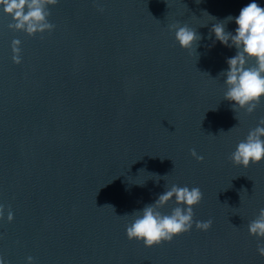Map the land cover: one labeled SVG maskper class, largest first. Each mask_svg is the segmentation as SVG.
<instances>
[{"label": "water", "instance_id": "1", "mask_svg": "<svg viewBox=\"0 0 264 264\" xmlns=\"http://www.w3.org/2000/svg\"><path fill=\"white\" fill-rule=\"evenodd\" d=\"M250 2L59 0L50 9L54 30L35 37L10 29L14 21L0 9L5 264L29 257L35 264H264V239L248 230L264 209V163L244 168L230 160L264 119V102L236 114L224 99L220 73L236 49L208 39L215 21L205 13L223 20ZM176 23L204 37L196 53L178 45ZM141 169L162 178L138 177ZM167 184L199 187L194 221L212 227L194 224L151 249L130 241L126 215L153 203Z\"/></svg>", "mask_w": 264, "mask_h": 264}, {"label": "clouds", "instance_id": "2", "mask_svg": "<svg viewBox=\"0 0 264 264\" xmlns=\"http://www.w3.org/2000/svg\"><path fill=\"white\" fill-rule=\"evenodd\" d=\"M58 2L59 0H0V9L14 21L9 25L10 29L35 37L37 34L42 35L54 30V25L49 21L50 9ZM205 13L215 21L208 39L211 40L214 35L215 41L225 47L236 49V54L226 60L228 69L220 73L227 88L224 99L230 102L236 114L240 110L251 114L264 102V6L257 0H251L241 8L238 16L229 15L223 20ZM233 22L237 27L234 32L228 31L227 25ZM170 29L174 31L178 45L188 52L196 53L204 39L188 24L176 23L170 25ZM13 53L14 62L17 65L21 64L19 40L13 42ZM191 155L203 162V157L195 150H192ZM230 160L244 168L264 163V119L237 144ZM146 172V169L139 170L138 177ZM147 176L159 178L154 179L157 183L162 178L159 174L149 172ZM132 181L134 180H130L132 184L139 187L145 185ZM202 199L203 193L199 187L167 184L165 191L159 194L153 203L126 215L133 218L126 227L127 238L130 241L141 242L146 248L151 249L166 242L170 243L180 235L190 232L194 224L197 230L208 231L212 227L211 220L194 221V208ZM173 202L176 206L170 213L161 211ZM4 218L5 208L0 204V222H3ZM14 219L13 212L9 210L8 222L12 223ZM248 230L251 235L264 239V209H261L258 217L249 223ZM258 252L264 256V245H258ZM0 264H5L3 257H0ZM28 264H35L32 257L28 258Z\"/></svg>", "mask_w": 264, "mask_h": 264}, {"label": "snow or ice", "instance_id": "3", "mask_svg": "<svg viewBox=\"0 0 264 264\" xmlns=\"http://www.w3.org/2000/svg\"><path fill=\"white\" fill-rule=\"evenodd\" d=\"M178 238V237H177Z\"/></svg>", "mask_w": 264, "mask_h": 264}]
</instances>
